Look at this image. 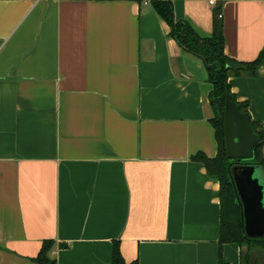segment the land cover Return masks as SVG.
Listing matches in <instances>:
<instances>
[{
  "label": "crops",
  "instance_id": "obj_1",
  "mask_svg": "<svg viewBox=\"0 0 264 264\" xmlns=\"http://www.w3.org/2000/svg\"><path fill=\"white\" fill-rule=\"evenodd\" d=\"M225 54L262 55L231 77L264 131V0H170ZM204 61L150 0H0V264H242L220 244L218 141ZM264 155V146H263Z\"/></svg>",
  "mask_w": 264,
  "mask_h": 264
},
{
  "label": "trees",
  "instance_id": "obj_2",
  "mask_svg": "<svg viewBox=\"0 0 264 264\" xmlns=\"http://www.w3.org/2000/svg\"><path fill=\"white\" fill-rule=\"evenodd\" d=\"M154 10L171 28V35L176 42L188 53L200 57L205 64L208 81L211 84L209 104L213 110V118L210 120L215 129L219 149L215 158L211 159L203 154H197L193 159L205 165L208 175L216 179L220 184V197L222 204V229L220 244L237 243L241 246L250 243L264 245V239H248L245 235L242 221V205L239 203L234 184L230 176V168L238 164L237 159H230L224 147V112L226 96L232 95L243 113H249L248 104L239 102L232 93L229 79L231 77L256 75L262 55L253 62H238L228 57L224 52V35L222 23L218 20L219 9H215L214 30L211 36L205 37L199 34L195 27L186 20L177 21L174 15L173 3L170 0H150ZM251 126L259 138L253 155L249 159L241 160L240 164L256 165L264 172V131L260 125L251 118ZM53 242L45 241L36 261L39 264H57L49 257ZM112 264H138L137 261L127 263L123 258L117 243L113 249ZM219 264H227L221 255ZM242 264H251L249 259L243 256Z\"/></svg>",
  "mask_w": 264,
  "mask_h": 264
},
{
  "label": "water",
  "instance_id": "obj_3",
  "mask_svg": "<svg viewBox=\"0 0 264 264\" xmlns=\"http://www.w3.org/2000/svg\"><path fill=\"white\" fill-rule=\"evenodd\" d=\"M224 130L227 156L239 162L251 158L259 138L251 126L250 114L243 113L230 94L226 96ZM239 162L230 168V176L242 205L245 235L248 239H264V172L259 166Z\"/></svg>",
  "mask_w": 264,
  "mask_h": 264
},
{
  "label": "rangeland",
  "instance_id": "obj_4",
  "mask_svg": "<svg viewBox=\"0 0 264 264\" xmlns=\"http://www.w3.org/2000/svg\"><path fill=\"white\" fill-rule=\"evenodd\" d=\"M261 178L263 173L260 171ZM243 256L249 259L251 264H264V245L260 243H250L244 245Z\"/></svg>",
  "mask_w": 264,
  "mask_h": 264
},
{
  "label": "built area",
  "instance_id": "obj_5",
  "mask_svg": "<svg viewBox=\"0 0 264 264\" xmlns=\"http://www.w3.org/2000/svg\"><path fill=\"white\" fill-rule=\"evenodd\" d=\"M217 1L218 0H209V4L214 7L217 5ZM219 17H222V16L220 15Z\"/></svg>",
  "mask_w": 264,
  "mask_h": 264
},
{
  "label": "flooded vegetation",
  "instance_id": "obj_6",
  "mask_svg": "<svg viewBox=\"0 0 264 264\" xmlns=\"http://www.w3.org/2000/svg\"><path fill=\"white\" fill-rule=\"evenodd\" d=\"M239 163H241V162H239Z\"/></svg>",
  "mask_w": 264,
  "mask_h": 264
}]
</instances>
